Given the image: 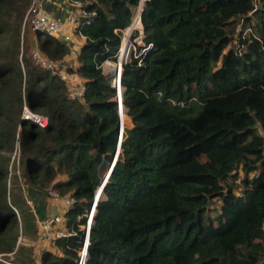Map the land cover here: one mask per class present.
Instances as JSON below:
<instances>
[{
  "label": "trees",
  "instance_id": "1",
  "mask_svg": "<svg viewBox=\"0 0 264 264\" xmlns=\"http://www.w3.org/2000/svg\"><path fill=\"white\" fill-rule=\"evenodd\" d=\"M139 1L69 0L79 9L77 50L73 40L36 34L60 67L75 53L65 69L85 85L76 99L21 42L30 0H0V264H77L80 225L119 143L85 264H264V0H144L150 46L122 66L123 118L132 124L121 132L115 72L102 64L116 60ZM24 103L47 125L22 118ZM15 144L22 168L12 176ZM20 176L29 196L51 186L74 198L66 234L39 259L40 217Z\"/></svg>",
  "mask_w": 264,
  "mask_h": 264
},
{
  "label": "built area",
  "instance_id": "2",
  "mask_svg": "<svg viewBox=\"0 0 264 264\" xmlns=\"http://www.w3.org/2000/svg\"><path fill=\"white\" fill-rule=\"evenodd\" d=\"M73 4L70 3L69 0H30L29 5L25 11L23 23H22V31L26 27L29 28L31 32L34 33L36 36L37 33H43L50 36H55L58 38L63 39L66 42H69L73 39V28L76 26L77 17L79 16V11L76 13L73 9ZM132 22V20H131ZM131 25V23L129 24ZM128 25V26H129ZM127 26V27H128ZM127 27L120 29V32L124 34V29ZM71 28V29H70ZM132 30L130 29V32ZM140 31V30H139ZM245 32H250L251 29L246 27ZM133 32L135 33L136 30L133 29L132 33L130 34L129 38L126 41V49L123 55V52L120 51L121 44H122V37L121 34V41L120 46L116 55V60L106 59L103 64L110 63L113 64V71L115 75L112 80V84L117 88L118 91L122 90V86H120V75L122 72L123 64L130 59V56L137 57L141 52L145 51L150 44L147 46H141V52L135 51V38H133ZM83 36V35H82ZM134 40V41H133ZM34 49L32 48V57L33 59L40 62L41 66L47 69H51L54 72H57L60 78L65 79L69 85L68 87V96L71 98L80 99L83 95L85 85L82 79H79L76 74H69L65 66H59V63L48 59L47 56L41 54L37 44L35 45ZM133 47V49H131ZM139 49V46H138ZM72 50V47H71ZM118 62V64H117ZM102 64V66H103ZM121 87V90H120ZM120 106V104H119ZM22 118L25 119H32L36 122L39 126H46L47 125V118L46 116L34 112L31 110L25 103L22 106ZM20 152L19 147L17 144V148L14 150L12 158H19ZM112 167V163L109 168L106 170L105 175H108L110 168ZM101 179V182L97 189L95 190L94 199L84 214L86 220L83 224L80 225L81 229L83 230V237H82V248L79 250V257L77 258V264H85L86 257H87V245L89 242V229L90 225L93 221V215L95 211V205L101 196L103 191V187L108 179V176ZM46 195L49 196L53 201H63L64 205L68 207L73 201L74 198L72 196H62L58 193V191L53 188L49 187L46 190ZM64 223V216L63 213L45 215L42 218L37 219V227L40 232V236L42 238V243L38 245L37 251L40 252L46 244L55 236H61L66 234L67 230L65 229L64 232L59 230L57 227L59 224ZM65 227V226H64Z\"/></svg>",
  "mask_w": 264,
  "mask_h": 264
},
{
  "label": "rangeland",
  "instance_id": "3",
  "mask_svg": "<svg viewBox=\"0 0 264 264\" xmlns=\"http://www.w3.org/2000/svg\"><path fill=\"white\" fill-rule=\"evenodd\" d=\"M75 6V7H74ZM73 6V9L75 10V12L77 13L78 11H79V9L77 8V5H74ZM137 10V9H136ZM71 29V28H70ZM125 30V29H124ZM142 33V29H141V31H139V29H137L136 28V32L134 33L133 32V38H135V40L136 41H134V43H135V51L136 52H141V46L143 45V43H144V41H143V38L141 39V41H139V40H137V38H139V35ZM121 34H123V32L121 33ZM22 35V34H21ZM143 35V33L141 34V36ZM74 37H75V35H73ZM45 37V35L42 33L41 34V38H44ZM77 38V37H76ZM76 38H73L72 40H73V43H71V45H72V49H74V50H77L78 49V47H79V41L78 40H76ZM23 41H25L27 44H29V46H30V49L31 48H33L34 49V47H36L35 45L37 44V38H36V36L34 35V33L33 32H31L30 30H28L27 28H25L24 29V31H23V36H22V43H23ZM34 46V47H33ZM138 46H140V48L138 49ZM131 49H133V47H131ZM73 50V51H74ZM110 62L111 63H113V61H111L110 60ZM62 64L65 66V67H68L69 65H76L77 63H76V60H75V53H70V56L69 57H65V59L64 60H62ZM102 69H103V71L106 73V72H108V73H110V72H112L113 71V64H110V63H104L103 64V66H102ZM122 118H123V116H122ZM123 121H124V118H123ZM132 123H131V119L130 118H128V120H126L125 122H124V126H130ZM17 148V144H15V147H14V149H13V151L11 152V162H10V165H11V173H12V176H13V174H21V168H22V164H21V161H20V158H12V155H13V152H14V150ZM254 172H256V171H254ZM253 173V172H252ZM251 173V174H252ZM240 174H241V172H240ZM105 175V172H103V176ZM12 176H11V180H12ZM21 177V176H20ZM240 178V175H238V176H236L235 177V179L236 180H238ZM20 182H21V190H22V193L23 194H25V196L26 195H28V184L22 179V177H21V180H20ZM239 184L237 185V187H234V190L235 191H239ZM44 192V194H45V196H47L46 195V190L45 191H43ZM50 200H51V198L49 197V196H47ZM53 203H52V205L54 206V204H56V203H60V202H56V201H53V200H51ZM219 203H220V201H218V200H216L215 201V206H217V205H219ZM60 209H61V207L59 206V204H57L56 205V211H60ZM55 211V210H54ZM18 242H21V243H28V239H27V237H25L24 235H22V234H19V237H18ZM39 253L40 252H36V255H35V258L36 259H39ZM10 256V255H9Z\"/></svg>",
  "mask_w": 264,
  "mask_h": 264
},
{
  "label": "crops",
  "instance_id": "4",
  "mask_svg": "<svg viewBox=\"0 0 264 264\" xmlns=\"http://www.w3.org/2000/svg\"><path fill=\"white\" fill-rule=\"evenodd\" d=\"M76 40L79 41L78 45H81L82 41H83V37L79 36L76 38ZM59 177H62V176L59 175ZM35 194H36V197H32V196H29V193H28V195H26V199H27V202L31 206H33V210H34L37 218H39V217L41 218L45 215L63 213L67 208L64 205L63 201H56V202H60V203H56L53 206L52 205L53 202L51 201L52 199L50 200L47 196H45V194H39L37 192ZM57 204H59V206L61 207L60 211H56V205ZM57 228L64 232V230H65L64 223L59 224V226Z\"/></svg>",
  "mask_w": 264,
  "mask_h": 264
},
{
  "label": "bare ground",
  "instance_id": "5",
  "mask_svg": "<svg viewBox=\"0 0 264 264\" xmlns=\"http://www.w3.org/2000/svg\"><path fill=\"white\" fill-rule=\"evenodd\" d=\"M141 1H144V0H141ZM140 8L141 7L139 5L138 10H136L132 16L131 25H129L124 31V34L122 37V44H121V48H120V51L123 52V55L125 53V49H126V45H127L126 41L129 38L130 34L132 33L133 29L136 30V28H137L140 31L142 29V23H141V19H140ZM130 29L132 30L131 32H130ZM141 34L139 35V38H137V40H139V41H141V39H142ZM117 64H118V62H117ZM120 86H121V84H120ZM120 90H121V87H120ZM119 104L122 105L121 103H119ZM122 116H123V114H122ZM122 122L124 124L123 118H122Z\"/></svg>",
  "mask_w": 264,
  "mask_h": 264
},
{
  "label": "water",
  "instance_id": "6",
  "mask_svg": "<svg viewBox=\"0 0 264 264\" xmlns=\"http://www.w3.org/2000/svg\"><path fill=\"white\" fill-rule=\"evenodd\" d=\"M143 4H144V1H139V4H138V7H139V5H140V16H141V11H142V7H143ZM138 7H137V10H138ZM142 38H143V35H142ZM122 73V72H121ZM121 76V75H120ZM117 100H118V102L119 103H121L122 104V101H121V91H118V96H117ZM123 105H120L119 106V110H120V122H119V126H120V130H121V132H122V129H123V122H122V114H123ZM119 148H120V143L118 144V147H117V150H116V152H115V154L113 155L112 154V156L114 157V159H113V161H112V164L114 163V161H115V159H116V157H117V155H118V151H119ZM112 168V167H111ZM111 168H110V171H111ZM110 171L108 172V175H105V178L107 177V176H109V174H110ZM104 178V176H102V178L101 179H103ZM107 181V180H106ZM89 209V208H88Z\"/></svg>",
  "mask_w": 264,
  "mask_h": 264
}]
</instances>
